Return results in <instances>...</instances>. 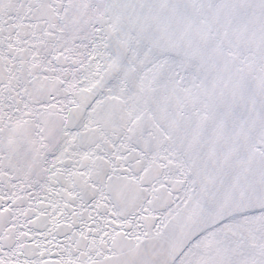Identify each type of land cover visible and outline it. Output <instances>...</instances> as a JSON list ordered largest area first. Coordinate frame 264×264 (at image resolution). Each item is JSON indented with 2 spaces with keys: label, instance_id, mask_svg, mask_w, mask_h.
<instances>
[{
  "label": "snow or ice",
  "instance_id": "obj_1",
  "mask_svg": "<svg viewBox=\"0 0 264 264\" xmlns=\"http://www.w3.org/2000/svg\"><path fill=\"white\" fill-rule=\"evenodd\" d=\"M0 264H264V0H0Z\"/></svg>",
  "mask_w": 264,
  "mask_h": 264
}]
</instances>
